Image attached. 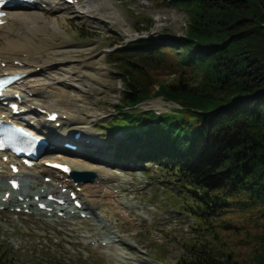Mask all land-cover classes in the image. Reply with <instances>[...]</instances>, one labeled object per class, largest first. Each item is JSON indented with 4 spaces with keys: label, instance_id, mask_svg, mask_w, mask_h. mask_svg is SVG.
Masks as SVG:
<instances>
[{
    "label": "trees",
    "instance_id": "1",
    "mask_svg": "<svg viewBox=\"0 0 264 264\" xmlns=\"http://www.w3.org/2000/svg\"><path fill=\"white\" fill-rule=\"evenodd\" d=\"M170 5L185 17L183 36L136 40L108 55L123 90L104 135L112 140L122 129L118 162L164 171L183 210L214 240L220 216L234 208L252 213L260 233L246 264H264V0ZM137 16L136 32H148L149 20ZM156 98L179 108L159 115L136 109ZM218 252L194 243L176 264H222Z\"/></svg>",
    "mask_w": 264,
    "mask_h": 264
},
{
    "label": "rangeland",
    "instance_id": "2",
    "mask_svg": "<svg viewBox=\"0 0 264 264\" xmlns=\"http://www.w3.org/2000/svg\"><path fill=\"white\" fill-rule=\"evenodd\" d=\"M100 3V0H94L90 6L107 18H102L101 22L100 17H97L98 21H85L73 16L58 18L44 14L43 18L53 22L58 28L54 32L51 27H44L41 33L33 37L32 45L39 51V57H35L42 59L64 43L85 47L71 61L75 74L81 76L76 78L80 88L75 87L73 92L66 88L65 93H69L71 97L66 102L77 108V111H72V115L77 117L76 122L64 126L61 124L58 129L47 124L46 130L42 129L45 133L53 129L55 133L48 132L53 137L68 135L70 129H86L88 138L92 140L85 150L86 154L95 160L111 158L108 164L99 167L117 176L119 180L104 182L102 192L93 198L97 203L94 207L95 219L93 216H76V220L66 225L64 222L39 220L26 213L17 214L14 207L0 210V259L13 264H121L116 262L115 256L116 253H122L128 258L125 264H176L185 254L187 246L206 242L214 252L219 250L217 255L222 264H232L226 261L227 256L238 263L246 260V264L251 254L252 236L260 233V229L253 224L255 216L252 213H241L234 208L233 212L220 216L213 222V232L218 238L214 240L211 232L197 227L191 216L183 210L180 198L169 189L171 184L166 182L164 171L156 166L143 164L145 175H142L137 171L140 163H119L113 149L122 137L121 132L113 133L112 140L104 135L123 90L122 83L113 76L117 71L108 63V55L122 49L133 39L152 37L169 42L173 37L184 35L186 26L183 13L172 7L170 0H113L110 8ZM42 8H45L44 5ZM137 14L149 20L151 25L148 32H136L139 22ZM2 27L0 26V31ZM44 37L50 40L47 45L41 44L40 39ZM139 108L165 113L174 106L163 100L152 99ZM41 122L40 117H33L30 121L43 126ZM71 135L70 133L69 136ZM63 144L60 143V147L63 148ZM63 153L65 152L57 150L45 152L36 162V171L41 169V165L45 166L44 161L56 159L55 154L63 157L57 158L60 162L71 159L78 163L80 160L78 156ZM91 162L94 161H83ZM1 172L4 171L1 170L0 174ZM96 174L99 178L103 173ZM51 178L49 177L48 183L39 178L43 185L29 177L23 179H27L24 181L26 190L31 192L44 189L46 185H55L60 191V186L51 181ZM2 186L3 182H0V187ZM118 187L124 191H120ZM61 191L67 196L66 188ZM128 212H131L130 216H127ZM83 221L92 227V233L86 232ZM99 223L107 225L110 231L98 227ZM75 225L78 230L72 233L69 229ZM94 232L100 236L94 237ZM74 234L77 236L74 237ZM103 234L115 237L117 242L111 247L106 246ZM119 239L127 243L126 250L119 246Z\"/></svg>",
    "mask_w": 264,
    "mask_h": 264
},
{
    "label": "bare ground",
    "instance_id": "3",
    "mask_svg": "<svg viewBox=\"0 0 264 264\" xmlns=\"http://www.w3.org/2000/svg\"><path fill=\"white\" fill-rule=\"evenodd\" d=\"M92 1L94 0H74V3L68 6L63 0H37V2L30 8H20L19 10L8 9L6 17L3 19L5 23L0 31V75L8 73L19 74L22 76V79L5 93L4 102H7L8 104H17L21 111L26 112L25 115L27 116L31 115L37 118L40 117L42 119L41 123L43 124L44 130H46L47 126V121L45 120L47 115L45 113L57 114L59 118L56 122H60L63 126L71 122H76L77 117L72 115V111H74V109L77 111V108L66 102L71 100V97L69 96V93H65L67 91L66 88L70 89L72 92L75 87L80 88L79 81H77L78 79L76 78H80L81 76L80 74H75L76 72H74L71 61L75 60L76 56L74 55L77 54V52L84 51L85 47L82 45H70L64 43L60 48L54 49L52 53L48 54L44 59L36 58L35 56L39 57V51L32 45V42L34 41L33 37L38 33H41L44 27H51L54 32L58 28L54 26L53 22L44 19V14L58 16V18L63 16H73L85 21H98L99 19L97 17L101 18V20H99L100 22L103 21L102 18L107 19L104 18L100 12H96L98 9H95L94 11L95 7L90 6ZM100 1L102 5L110 8L113 0ZM43 5L45 7L44 9L42 8ZM114 11L116 12V10ZM58 18L56 19L59 20ZM37 21L41 22V24ZM40 41L41 44L45 45L50 43V40L45 37L41 38ZM89 48L86 50H89ZM53 96H55V99H52ZM42 112L44 114H42ZM9 113L10 109L8 108V105L5 106L0 103V117L4 116L8 118ZM12 119L15 121L16 118L13 117ZM17 124L22 125L20 123ZM26 127L35 131L29 123L26 124ZM44 130L42 129L41 133L37 132L36 136L41 140H46L49 143V146H52V151H64L70 155L78 156L81 161L78 160V163H74L73 160L66 159L64 162H60L57 158L63 159V157L57 154H55L56 159L54 158L52 161L46 160L51 164L63 163L64 165H67L71 170L70 176H62L56 172L54 173L55 175H53L52 170L47 167L45 168L43 165H41V169L38 168L40 169L39 171H36V165L32 168H25L20 164L18 165L19 173L13 175L9 163H4L2 160L5 155H0V169L4 171L0 174V182H3V186L0 187V207H6L8 209L12 207L20 208L21 213L28 210V213L31 216L38 217L39 220L47 219L55 223L64 222L66 225H70L72 220H76V216L79 217L78 215L80 214H86L85 216H89L90 218L93 216L94 219L97 218L94 215V207L97 203L93 198L97 197L99 193L102 192L104 182L119 180L117 176H114L99 167L108 164L111 161V158L104 161L98 159L95 160L86 154L85 150H87V147L90 146L92 142V140L88 138V132L86 129H70L68 135L58 137H53L48 134V132L55 133L53 129H49L47 133H45ZM78 132H80L81 138L74 141L73 136ZM70 133L72 134L71 136H69ZM84 136L85 138H83ZM66 142H74L80 145L81 149L78 152H68L59 145L60 143ZM83 161L94 162L83 163ZM73 172H101L103 174L101 177L97 178L93 184L75 186L71 181V175ZM51 175L52 181L55 182L57 186H60V191L55 185H46L44 189L35 190L33 192L28 189L26 190L27 185L24 181H27V179L25 180L23 178L29 177L35 179L37 184L43 185L38 179L41 178L43 181L44 177H51ZM11 180H16L19 184V188L15 192L12 191L9 186V181ZM65 188L67 189V196L61 191V189ZM119 189L120 191H124L121 187ZM70 193H74L77 196L75 200H72L69 195ZM6 194L9 195L8 198H6ZM48 196H58L64 204L70 205L71 207L63 208L61 205L49 201ZM110 196L111 195H108V197ZM35 197H38L37 201L34 200ZM75 201L81 204L79 211L73 208ZM38 204L45 205L49 210H39L37 208ZM71 210H73V212H71ZM58 213H62L64 219H61L58 216ZM130 215L131 212H128L127 216ZM83 224L86 232L92 233V227L89 226L86 221H83ZM98 227L106 229L107 232L110 231L109 227L104 223H99ZM70 228L69 231L72 233H76L78 230L77 225L71 226ZM76 236L77 235L74 234V237ZM99 236V233L94 232V237ZM103 237V241H106L105 245L108 247H111L117 242L115 237H110V235L105 236L103 234ZM96 242L98 243V241ZM118 242L119 246H123L125 250L127 249V243L124 240L119 239ZM115 260L116 262L125 264V260H128V258L122 253H116Z\"/></svg>",
    "mask_w": 264,
    "mask_h": 264
},
{
    "label": "water",
    "instance_id": "4",
    "mask_svg": "<svg viewBox=\"0 0 264 264\" xmlns=\"http://www.w3.org/2000/svg\"><path fill=\"white\" fill-rule=\"evenodd\" d=\"M139 39H142V38H139ZM135 40H137V39H133L132 41H135ZM157 100H161V98H159ZM145 103H143V104H145ZM175 107L178 108L176 105H175ZM73 177L78 182L93 183L94 180L97 178V175L95 173H91V172H79V173H73Z\"/></svg>",
    "mask_w": 264,
    "mask_h": 264
},
{
    "label": "snow or ice",
    "instance_id": "5",
    "mask_svg": "<svg viewBox=\"0 0 264 264\" xmlns=\"http://www.w3.org/2000/svg\"><path fill=\"white\" fill-rule=\"evenodd\" d=\"M67 170V169H66Z\"/></svg>",
    "mask_w": 264,
    "mask_h": 264
}]
</instances>
